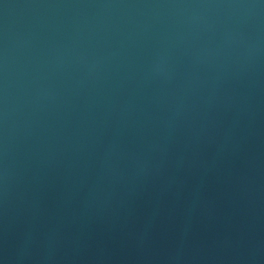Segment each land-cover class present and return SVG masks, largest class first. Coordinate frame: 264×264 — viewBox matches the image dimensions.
<instances>
[{
    "label": "water",
    "instance_id": "95a60500",
    "mask_svg": "<svg viewBox=\"0 0 264 264\" xmlns=\"http://www.w3.org/2000/svg\"><path fill=\"white\" fill-rule=\"evenodd\" d=\"M0 264H264V0H0Z\"/></svg>",
    "mask_w": 264,
    "mask_h": 264
}]
</instances>
